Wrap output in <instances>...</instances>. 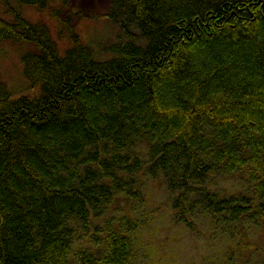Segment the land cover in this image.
Listing matches in <instances>:
<instances>
[{
	"label": "trees",
	"instance_id": "16d2710c",
	"mask_svg": "<svg viewBox=\"0 0 264 264\" xmlns=\"http://www.w3.org/2000/svg\"><path fill=\"white\" fill-rule=\"evenodd\" d=\"M69 1L0 0L34 90L0 80V264H137L150 178L203 264H264V0H112L100 53L18 8Z\"/></svg>",
	"mask_w": 264,
	"mask_h": 264
},
{
	"label": "rangeland",
	"instance_id": "374dc122",
	"mask_svg": "<svg viewBox=\"0 0 264 264\" xmlns=\"http://www.w3.org/2000/svg\"><path fill=\"white\" fill-rule=\"evenodd\" d=\"M111 1L70 0L67 5L57 3L55 8L58 7L59 20L51 16L49 9L39 11L33 6L18 8L23 9L31 19L47 23L62 50L70 45L68 25L79 32L82 41L94 45L100 53L117 33L116 27L106 17ZM3 8L0 3V9ZM8 14L5 9L0 11L2 17L12 20L11 13ZM27 49L25 43L0 42V80L6 82L14 94L34 92L24 75L21 59ZM230 182L222 185H230ZM143 191L145 205L136 206L137 211L134 210L143 222L137 233L139 252L142 254L137 264H203V258L211 248L218 246H213L206 226L202 225L199 232H192L185 225L175 222L170 209V195L161 179H148ZM114 206L120 212L129 210V202L124 199L118 200Z\"/></svg>",
	"mask_w": 264,
	"mask_h": 264
}]
</instances>
